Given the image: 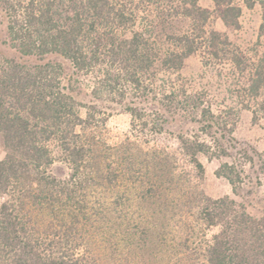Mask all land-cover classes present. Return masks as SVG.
Masks as SVG:
<instances>
[{
	"label": "trees",
	"instance_id": "1",
	"mask_svg": "<svg viewBox=\"0 0 264 264\" xmlns=\"http://www.w3.org/2000/svg\"><path fill=\"white\" fill-rule=\"evenodd\" d=\"M258 2L262 52L247 91L264 88V0H0V264H264L260 215L236 197L243 155L209 106L179 104V91L157 82L197 51L227 53L229 36L208 26L211 11L236 28ZM128 132H103L116 110ZM180 110L197 133L165 138ZM159 141V142H158ZM231 157L215 174L233 196L200 187L198 154ZM256 184H260L256 181ZM255 187L246 192L254 194Z\"/></svg>",
	"mask_w": 264,
	"mask_h": 264
},
{
	"label": "rangeland",
	"instance_id": "2",
	"mask_svg": "<svg viewBox=\"0 0 264 264\" xmlns=\"http://www.w3.org/2000/svg\"><path fill=\"white\" fill-rule=\"evenodd\" d=\"M199 3L213 10L212 0H199ZM261 22V7L258 2L251 8L243 7L236 28L226 27L215 12L211 11L208 26L228 34L231 45L230 52L242 55L246 65L244 70L237 69L231 62L229 53L226 52L220 59L208 57L203 51H197L188 56L183 66L178 71H162L158 74L157 82L165 89L172 86L179 91V104L190 105L191 94L193 99L203 105L209 106L231 129V134L237 141L236 147L230 149L233 154L238 148H244L249 154L253 147L260 155L254 165L239 155L242 162L244 179L241 194L236 197L244 202L247 210L253 215H260L258 204L252 206L250 201L264 198V88L257 98L250 96L247 91L248 76L254 72L262 49L263 41L258 39V28ZM4 25L0 19V51L7 56L13 53L2 43L5 39ZM188 112L180 110L174 120L170 122L165 135L160 137L159 144L164 146L167 140L171 146H176V135L181 132L187 136L197 133V124L188 120ZM130 129V116L121 110H116L105 121L103 132L121 134ZM5 155V148L0 135V158ZM198 159L204 167V177L200 183L201 189L212 197L233 196L230 183L224 177L215 174V170L223 162H231V157L217 158L208 154L199 153ZM259 181L260 184H256ZM255 187L254 194L246 192ZM251 201V202H252ZM260 205V204H259Z\"/></svg>",
	"mask_w": 264,
	"mask_h": 264
}]
</instances>
